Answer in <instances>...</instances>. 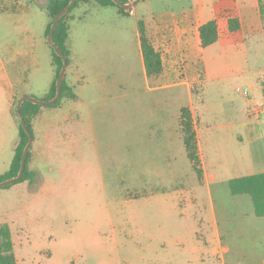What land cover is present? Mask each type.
<instances>
[{
	"label": "rangeland",
	"instance_id": "obj_1",
	"mask_svg": "<svg viewBox=\"0 0 264 264\" xmlns=\"http://www.w3.org/2000/svg\"><path fill=\"white\" fill-rule=\"evenodd\" d=\"M44 1L0 0V175L14 156L17 102L42 100L55 77ZM219 1L75 9L76 100L42 107L31 122L34 181L0 188L16 264H264V218L228 185L264 173V41L222 39L206 49L209 74L180 71L188 85L164 88L146 79L136 36L138 21L151 29L191 8L210 19ZM182 107L203 183L184 151Z\"/></svg>",
	"mask_w": 264,
	"mask_h": 264
},
{
	"label": "trees",
	"instance_id": "obj_2",
	"mask_svg": "<svg viewBox=\"0 0 264 264\" xmlns=\"http://www.w3.org/2000/svg\"><path fill=\"white\" fill-rule=\"evenodd\" d=\"M126 4L127 0H120ZM70 2V0H47L45 10L50 16V23L46 27L45 36L48 35L53 19L60 11H62ZM91 2L96 3L101 7L112 6L116 7L120 13H124L125 10L120 6L116 5L111 0H77L75 4L68 10V12L59 20L57 27L53 33L52 40L60 48L65 57L67 58V64H69V51L67 50L65 43L68 37V15L70 12L77 8L81 4H90ZM258 8L260 19L264 28V0H258ZM240 29L239 22L236 18H230L227 21V30L230 33L237 32ZM137 30L139 35L140 48L142 53L143 65L145 69V75L147 79H156L163 73V64L160 53L153 47L151 39L148 37L145 29V25L142 21L137 22ZM199 38L201 47L203 49L212 46L219 40V32L216 21L210 20L199 27ZM52 54V65L55 67V77L51 83L50 89L46 97L42 100L48 101L55 96L56 92V79L62 67V60L58 57L53 49ZM67 98L75 101L76 95L66 85L65 78L62 82L61 96L52 105L42 106L38 104H32L30 102H24L21 106V113L24 121L30 132H32L31 122L35 119L41 108H57L60 105L62 98ZM16 114V111H15ZM17 115V114H16ZM19 120V119H18ZM19 133L17 143L14 148V156L10 165L9 170L0 175V182L17 176L20 161L23 150L28 142V136L21 127L19 121ZM178 127L182 136V142L186 157L191 165L193 172L197 177L199 183H203L204 175L202 163L199 155L197 134L194 126L192 113L189 108L182 107L179 112ZM32 160L31 149L26 159V165L21 180L15 182L12 185L28 182L32 183L35 179V172L30 168V162ZM229 189L232 195H247L250 197L254 215L258 218H264V173L246 175L238 178H233L228 181ZM9 187V186H8ZM0 264H16V260L13 254V245L11 242V235L8 227L3 225L0 227Z\"/></svg>",
	"mask_w": 264,
	"mask_h": 264
},
{
	"label": "crops",
	"instance_id": "obj_3",
	"mask_svg": "<svg viewBox=\"0 0 264 264\" xmlns=\"http://www.w3.org/2000/svg\"><path fill=\"white\" fill-rule=\"evenodd\" d=\"M133 1L134 0H127L126 4H132ZM44 2L45 9L47 1L45 0ZM79 7H93L99 9L112 8V6L101 7L94 2H91L90 4H81L75 9L78 10ZM75 9H73L68 15L69 30L68 37L65 43V46L69 51V64L67 66L64 78L66 85L72 90V92L74 90L73 84L75 83L74 77L78 72V66L75 63V54L73 52L72 42L70 40V23L71 21H74L75 18L79 17L74 14ZM125 13L131 14L132 11L128 9L125 10ZM202 18V8L196 7L182 13L179 17H176L172 14L170 18L157 20L151 29H149L144 23L146 33L151 39L153 47L160 53L163 64V73L161 74V76L152 80H165L167 84L164 85V88L183 86V84L187 86L188 84L184 81H181L180 79V71L188 72L195 76V74L197 75V71L201 68L202 71L206 72V74L210 73L205 55L206 49L208 48L203 49L201 47L199 38V27L210 20L214 19L218 26L219 40L215 44L222 43V39H234V37L236 38L235 41L238 42H246L250 38L256 36L261 38L260 40L262 42L264 41V28L259 15L258 0H220L219 5L213 10L212 17L205 20H203ZM230 18H236L238 20L240 29L237 32H226V35H222L224 30H227V21ZM136 36L138 40L139 53L143 64L138 30H136ZM69 70L71 71V73L68 77L67 75L69 73ZM48 92L49 90L45 95H47ZM43 109L41 108L38 116L41 114ZM253 124L255 125L256 123ZM250 126L253 125H249V127ZM198 148H200L199 143Z\"/></svg>",
	"mask_w": 264,
	"mask_h": 264
},
{
	"label": "water",
	"instance_id": "obj_4",
	"mask_svg": "<svg viewBox=\"0 0 264 264\" xmlns=\"http://www.w3.org/2000/svg\"><path fill=\"white\" fill-rule=\"evenodd\" d=\"M77 0H70V2L68 3V5L62 10L60 11L57 15H55L50 31L47 35V42L48 45L53 49L54 53L61 58L62 60V67L60 69V72L57 76L56 79V92H55V96L48 100V101H43V100H38L36 98L33 97H29V96H23L16 104V114L18 116V119L20 121L21 127L24 130V132L27 134L28 136V142L23 150L22 153V157H21V161H20V168L18 171L17 176L7 179L5 181L0 182V188H4V187H8L11 186L12 184H14L15 182L19 181L22 179L23 177V173H24V169H25V165H26V159L28 156V153L30 151L31 148V144L33 141L32 138V134L29 131L26 122L24 121L23 115L21 113V106L24 102H30L32 104H38V105H42V106H47V105H52L54 104L57 100H59L60 96H61V87H62V82L63 79L65 77V72L67 69V58L65 57V55L63 54V52L60 50V48L53 42L52 37H53V33L57 27V24L59 22V20L68 12V10L70 8H72V6L75 4ZM112 2H114L116 5L120 6L122 9L124 10H128L130 9V7L132 5H134L136 2H138L139 0H134L132 4H124L122 3L120 0H111Z\"/></svg>",
	"mask_w": 264,
	"mask_h": 264
},
{
	"label": "built area",
	"instance_id": "obj_5",
	"mask_svg": "<svg viewBox=\"0 0 264 264\" xmlns=\"http://www.w3.org/2000/svg\"><path fill=\"white\" fill-rule=\"evenodd\" d=\"M236 92L239 93L242 96H247L248 92L246 90H241L239 88L236 89Z\"/></svg>",
	"mask_w": 264,
	"mask_h": 264
}]
</instances>
